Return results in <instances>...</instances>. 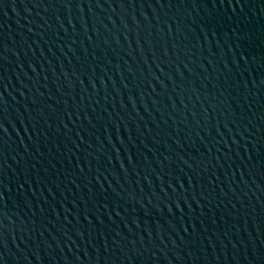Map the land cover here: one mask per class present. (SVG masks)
Instances as JSON below:
<instances>
[{"label": "water", "instance_id": "95a60500", "mask_svg": "<svg viewBox=\"0 0 264 264\" xmlns=\"http://www.w3.org/2000/svg\"><path fill=\"white\" fill-rule=\"evenodd\" d=\"M0 264H264V0H0Z\"/></svg>", "mask_w": 264, "mask_h": 264}]
</instances>
